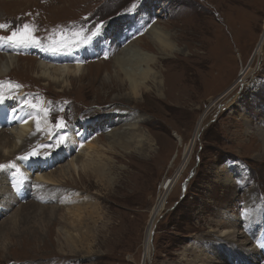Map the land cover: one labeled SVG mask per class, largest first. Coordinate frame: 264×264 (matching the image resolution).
<instances>
[{
    "label": "rangeland",
    "instance_id": "rangeland-1",
    "mask_svg": "<svg viewBox=\"0 0 264 264\" xmlns=\"http://www.w3.org/2000/svg\"><path fill=\"white\" fill-rule=\"evenodd\" d=\"M238 1L0 0V23L10 25L0 30V36L10 35L13 29L22 30L27 23L41 42L53 45L64 35L74 46L85 36H91L102 23L107 40H114L108 58L80 60L86 67L81 77L67 75L60 82L36 73L40 71L36 59L44 58L48 64L63 63L50 58L49 52H43L39 58L35 46H15L17 53L10 46L5 52L0 50L1 55L16 54L21 58L5 78L27 89L24 98L20 88L15 94L6 95L15 98L14 104L5 101L7 110H13L16 102L33 108L30 103L44 101L39 107L45 109L51 124V132L38 131L25 140L22 150L0 157V165H15L0 170V184H10L8 192L12 194L16 189L24 190L19 204L0 213V246L9 243L6 249L0 247V264H261L264 258V246L259 251L264 245L261 238L264 235V48L261 54L256 51L264 32V0ZM139 20L147 21L146 29L152 23L161 26L160 30L171 37L174 49L157 51L148 42L146 29L129 33L128 24L133 26ZM47 33L56 35L50 40ZM119 40L123 41L121 45H117ZM125 44H137V48L156 57L150 66L158 76L165 75L167 100V96L158 94L154 81L149 82L151 96L144 100L129 96L128 81L124 80L122 86L116 84L111 60ZM176 58L182 59L189 69L188 79L182 74V66L174 63ZM134 65L127 69H136ZM245 70L248 73L242 82ZM121 76L124 78V74ZM180 86L184 94L192 97L185 95L180 99ZM108 105L103 110L100 108ZM116 108L123 112L114 114ZM94 118L97 128L91 130L89 125ZM110 118L116 119V124L107 129ZM137 119H143L137 133L149 134L162 146L152 165L131 161L123 156L127 152L120 144L108 140L110 130L127 133L124 128ZM200 119H204V125L195 136ZM61 121L65 124L63 130L55 126ZM4 130L0 134V148L5 140L10 146L13 139L8 135L10 130ZM61 135L65 143L56 147ZM79 138L83 139L82 144L96 143L101 147L97 154H90L100 155L107 167L116 169L111 170L113 184L105 186L80 172L64 180L62 194L57 192L60 185H45L55 195L58 214H67L68 207L78 206L85 216L95 211L94 207L101 209L105 204V222L113 240L100 245L104 235L100 221L98 240L92 247L79 244L71 253L59 240L60 232L65 230L59 215L43 231L38 229L41 216L35 213L21 211L14 225H9L7 220L16 208L32 200L34 189L28 186L29 181L34 185L38 174L58 177L72 158L85 157L87 147L69 145L76 139L80 142ZM140 149L139 145L137 151L141 153ZM33 150L41 153L36 157L39 159H21ZM46 152L50 155L43 157ZM24 162V167H17V163ZM166 179L177 180L170 191H165L169 199L156 222L151 256L146 261V232L152 209L163 196ZM36 202L42 205L40 200ZM91 222L84 217L82 227H90ZM228 230L245 231L250 238L248 247L234 251L227 246L224 235ZM70 232L73 233L71 229Z\"/></svg>",
    "mask_w": 264,
    "mask_h": 264
},
{
    "label": "bare ground",
    "instance_id": "bare-ground-1",
    "mask_svg": "<svg viewBox=\"0 0 264 264\" xmlns=\"http://www.w3.org/2000/svg\"><path fill=\"white\" fill-rule=\"evenodd\" d=\"M240 2H242V0ZM160 27L161 26H159L157 24H153V23L147 27L146 34L148 35V39L150 40L148 42L151 43L152 45H154L156 48H158L157 51L158 50L165 51V52L172 51L174 49V44L170 41L171 37H169V34L165 30H160ZM136 46H137V44H128V45L125 44L124 48L122 50H120L118 53H116L117 54L116 56L113 55L114 58L112 57L111 62L113 61L112 65L115 68V70H114L115 71V77L114 78L116 79V82H117L116 84H120L122 86V85H124V80L128 81L130 84L129 85L130 90L128 92L129 96L132 98H135V99L141 98L144 100L146 97L151 96L152 91H151V88L149 86V82L154 81L158 87V90L156 89L158 91V94L167 96L166 91H167L168 81H167L165 75L162 74V75L158 76L157 75L158 72L153 71L152 67L150 66L151 62L154 63L156 61V57H154V56L150 55L148 52L144 51L145 50L144 48H143L144 50H142L140 48H137ZM263 48H264V32L262 33L260 42L258 43L256 53L261 54V52L263 51ZM179 52H181V51H179ZM41 57L42 56L40 55L39 58H41ZM20 59L21 58L19 56H17L16 54H9V55L6 53L3 55L0 54V77L3 78L0 80V93H2L4 96L8 95V93H11V92L15 94V92H17V90H16L17 88H20V90H22V93H24L23 92L24 88L22 85H21V87L17 86L14 84L13 81L7 80L5 78V74H9L8 71H10V69L15 66L14 64H16V63L19 64ZM28 60H30V59H28ZM36 60H38V68L40 69V71H37L36 73L40 74L41 77H46L48 79L51 78L53 81H58V82H60V79H64L65 76H67V75L74 74V75H79L81 77L82 73L86 69V67L84 66V63L81 61H77V62H74L71 64H69V63H55V62L54 63L50 62L48 64L47 62L44 61V58L43 59H36ZM158 60H160V59H158ZM173 60L177 66H179V67L182 66V68L184 69V71H182V74L186 75L187 79H188L190 77L189 69L187 68V66L185 65L183 60L179 59V58H176ZM142 62H145L146 64L144 63L142 66H145V67H143L141 69V63ZM129 65L136 66L135 67L136 69L128 70L127 66H129ZM138 67H140V68H138ZM139 69H140V72H137ZM247 70H245L243 72V74L245 76H242V82H245V80H246L245 77L248 73V72H246ZM122 74H124V78H123V76H121ZM157 76H158V79H157ZM193 76H195V74H193ZM6 77H8V76H6ZM108 77H109V73L106 76V78H108ZM159 77H161V78L159 79ZM179 81H180L179 82V85H180L181 81H182L181 77L179 78ZM5 86H7V90L5 89L6 88ZM105 86H107V85H105ZM180 88L182 89L181 86H180ZM185 95H187L188 98L192 97L191 94H184V90L182 89L181 93L179 95L180 99L182 98V96H185ZM167 99H168V96L166 97V100ZM228 105H229V103H228ZM122 112H123L122 109L116 108L113 110L114 114H121ZM13 113H14V115H13ZM142 120L137 119L136 121L128 124V127L124 128L126 132L128 130L127 133H120L121 129L118 130L119 133H117L116 130L115 131L110 130L111 133H109L107 136H108V140L110 143L117 142L118 144H120V146H122L125 149V151L127 153L123 155L124 157H129V159L131 161H134L136 163L151 164V161H154L156 159V157L161 153L162 146L160 145L158 139L153 138L149 134H145V133H141V132L137 133V130L140 128L139 123ZM203 120L204 119L199 120L198 128L196 129V132H195V136H197L198 131H201L202 125H204ZM115 124H116V119L110 118L107 121L105 127H107V129H108L112 125H115ZM38 125H39V128H38ZM4 126H6L8 128H3ZM1 128H3V129H1ZM0 129H1L0 134H4V132H5L4 129L10 130L8 135L12 136V138H13L10 146L7 143L9 141H6V140L4 141L3 146H1V148H0V157H1V156L12 155V154H14V151L16 152V151L22 150L23 144H25V140L28 137L31 138V137L35 136L36 132H38V131L51 132V124H50L49 119H47L44 108L35 107V109H34V108H30L29 106H26L23 103L20 104V103L16 102V104L14 105V109L11 111L7 110V107L5 106V104L0 105ZM78 136L80 137L82 135L79 134ZM178 137L181 141L182 137H180L179 135H178ZM9 138H11V137H9ZM263 138H264V135H263ZM119 139H122V142L119 141ZM79 140H80V142H78V139H76V141H74V140L70 141V143H69L70 148H72L73 146H76V145H78V146L82 145L84 147H87L88 151L85 152V154H84L85 157L82 159L72 158L70 160V162L67 163V165L61 169L60 175L58 177H56V176L46 177V176H42V175L38 174L36 179L34 180V185H33V181L31 182V184L29 181L28 186L30 187V189L31 188L34 189V192L30 195L32 197V200L30 202L26 203L25 206L24 205L22 206V208L24 207L23 210H21L22 209L21 207L16 208L15 212L7 220V223L9 225L10 224L14 225V224H16V221H17L18 216L20 215L21 211H25L27 214L35 213V215L41 216L40 223H39L40 225H39L38 229H42L41 231H43L44 229H46L47 225H49L51 220H53V218L57 217L56 215H59L60 216L59 218H61V220L64 221V223H63L64 226L62 225V228L65 229L64 231L60 232L59 240L63 242L65 247L68 248L71 253H74V250L77 248V246L79 244L84 245V246L86 245L90 248L92 247L93 242H95L97 239V231L99 229L97 224H99L100 221L102 222V226L104 228L102 231L104 234L103 238L101 241L99 240L100 245L103 246V245H105L106 242H112V240H113V238L111 237L112 235L108 234V231H109L108 225L106 224L107 222H105V219H106L105 204L101 209L100 208L98 209V207H94L95 211L90 212V213L88 212L87 214H85V216L83 215V212H81V208L78 206L73 208V209L68 207L67 211L64 209L67 212V214H65V213H63V214L59 213L58 214V207H57V205L54 204L55 203V195L51 194L52 193L51 189L48 188L49 187L48 185H45V184H52V185H56V186L60 185L61 188H58L57 192L62 194L64 192L63 190L65 188L63 185H66V184H64L65 183L64 180L66 178H71V177H69L70 175L80 173V172H83L88 177L91 176V177L96 178L99 182H101V184L103 183L105 186L109 187L113 184V177L111 176V170H114L115 168L107 167V164L105 163V159H103L100 155L98 157H93L94 155L90 154L91 152H95L97 154V151H99V148H101V147L98 146L96 143H89V144L85 145V144H82L83 139L79 138ZM73 142H75V143L73 144ZM139 145L141 146L140 150H141L142 154L139 151H137V149L139 148ZM102 149H105V148H102ZM104 152H105V150H104ZM138 154H140V155H138ZM25 164H26V162H24L22 164L17 163V167L22 168V167H24ZM150 169H152V168H150ZM176 180L177 179H174V180L170 179L167 181V179H166L164 181L163 186H162L163 196L161 197V199L158 201V203L152 209L151 218L149 220V226L147 228L145 242H144L145 243L144 246H145L146 261H148V259L151 256L152 246H153L152 245L153 244V242H152L153 232L155 230L156 222H157L159 216L161 215V213L165 207L166 201L169 199L168 192H165V191H170L174 187L173 185L176 182ZM13 183H14V181H12V184ZM4 184H5V182H2L0 184V213H4L6 211L13 209L22 200V198H21L22 195H21V191H20L21 188L18 190L16 189V191L13 192L14 194H12V193L8 192L10 184L7 183V186ZM102 189H103V187H102ZM107 189H109V188H107ZM17 193L19 195L15 196ZM97 198L101 199V197H97ZM37 200H40L42 205L37 203L36 202ZM102 202H105L104 198H103ZM120 202L117 201V203H120ZM19 208H21V209H19ZM95 214H96V217H93V216H95ZM84 217H86L88 219V221L89 220L92 221L91 226L90 227L86 226V229H84V227H82ZM70 229L73 231V233L70 232ZM28 232L32 233V232H34V230H29ZM231 232H233V233L231 234ZM224 237L226 238L225 239L226 242L224 241L225 244L227 246H229L234 251L237 249H245L248 247V245L250 243V238L245 233V231L228 230V232L224 235ZM38 238H39V236H38ZM231 241L234 243L235 246L231 245V243H230ZM8 244H9L8 242L7 243L5 242L1 246L3 249H6L8 247ZM61 249H63V248H61ZM74 255L78 256L77 253H75ZM103 256H105V253H103ZM113 256H114V253H113ZM57 259H59V258H57Z\"/></svg>",
    "mask_w": 264,
    "mask_h": 264
},
{
    "label": "snow or ice",
    "instance_id": "snow-or-ice-1",
    "mask_svg": "<svg viewBox=\"0 0 264 264\" xmlns=\"http://www.w3.org/2000/svg\"><path fill=\"white\" fill-rule=\"evenodd\" d=\"M10 27L7 23H0V30L8 29ZM83 31V29H82ZM103 31V24L100 23L97 27V30L92 33L91 36H85L81 41L76 43V47H81L82 45H87L91 42L93 37H96L100 35ZM34 29L30 27L29 24L25 23L22 26L21 29H13L10 35L7 36H0V41H2L5 44L15 45L17 47L24 46H35L38 48H42L43 45H41L39 39L33 35ZM47 51H50L53 55H58L61 53H67L71 52L73 49L67 47L66 45H62L61 47H50L46 49ZM13 97H5L2 93H0V105H3L6 100L12 99ZM31 107L35 108L37 105H31ZM58 129L64 128L65 124L63 121H61L59 124L56 125ZM39 128V125H38ZM65 143V137L63 135L60 136V138L56 142V147H60ZM50 155V153H43V157H47ZM41 153L38 151L33 150L31 153L21 157V159L28 160L29 158H36L40 157ZM7 167L15 168V165H0V170L5 169ZM264 246V245H262Z\"/></svg>",
    "mask_w": 264,
    "mask_h": 264
}]
</instances>
